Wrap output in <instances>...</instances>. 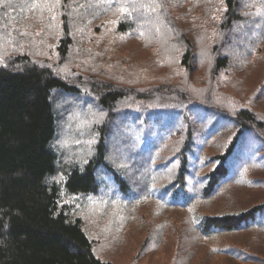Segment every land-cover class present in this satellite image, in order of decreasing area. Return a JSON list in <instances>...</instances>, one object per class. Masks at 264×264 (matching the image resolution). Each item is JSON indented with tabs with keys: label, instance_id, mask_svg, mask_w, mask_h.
Segmentation results:
<instances>
[{
	"label": "trees",
	"instance_id": "obj_1",
	"mask_svg": "<svg viewBox=\"0 0 264 264\" xmlns=\"http://www.w3.org/2000/svg\"><path fill=\"white\" fill-rule=\"evenodd\" d=\"M183 1L156 0L155 12L124 18L116 13L120 0H59L52 12L47 5L29 10L32 0L0 4V264H137L96 255L88 204L132 209L131 220L141 202L167 212L157 236L145 235L154 250L170 240L160 228L177 219L198 247L222 235L264 233V201L236 211L214 204L234 185L255 181L245 175L249 166H264V112L214 94L216 77L239 61L224 50L233 51L237 24L248 27L245 0H223L205 48L187 26ZM160 27L185 74L207 62L211 84L203 92L188 82H133L99 46L109 32L129 59L135 45L158 38ZM48 35L51 51L40 41ZM62 96L65 108L74 100L82 114L74 112L65 138L55 108ZM118 131L120 150L110 141ZM144 223L136 218L131 227Z\"/></svg>",
	"mask_w": 264,
	"mask_h": 264
},
{
	"label": "rangeland",
	"instance_id": "obj_2",
	"mask_svg": "<svg viewBox=\"0 0 264 264\" xmlns=\"http://www.w3.org/2000/svg\"><path fill=\"white\" fill-rule=\"evenodd\" d=\"M183 3L184 9L188 11V18L185 20L189 22L187 26L194 28L192 35L195 34L199 37L200 46L205 48L206 44L216 35L218 27L216 23L223 10V0H184ZM245 4L248 27L245 28L242 24H237L229 37L232 39L233 51L224 50L230 57L238 55L239 61L230 62L229 67L216 77L214 94L220 102L230 106L250 104L264 112V92L261 91V84L264 81V0H245ZM191 18L192 20H190ZM36 32L39 36V32ZM53 32L52 28L51 33ZM108 33L98 37L99 46H106L104 53L111 54L116 59L113 62L114 69L133 79V82L138 79L152 83L188 82L192 88L201 92L211 84L206 61L198 63L191 75L184 73L175 50L164 37H161L165 35L162 27H160L158 38L147 41L144 46L141 45L142 50L135 45L129 54L132 58L129 59H125V56H128L126 50L114 49L109 41L111 38ZM34 38L37 37L34 35ZM162 38L163 41H161ZM250 39L253 41L246 48ZM34 40L37 43V40ZM53 40L54 38L51 39L48 35L46 39L40 41L43 47L48 46L51 51ZM109 44L113 49H107ZM155 49L160 51V57H154ZM46 51L47 49H44L45 53ZM57 96L54 95V97ZM66 98L62 96V100L55 105L57 115L62 121V123L60 122L62 125L60 137L62 138L72 132L69 125L75 121L72 117L74 112H78L77 119L82 116V114L78 116L81 112L79 110L80 103L73 100L72 107L65 108L63 106V100ZM64 102L66 103L65 100ZM120 134L121 132L118 131L110 140L112 147L116 150H120ZM55 144L58 145L59 142L57 141ZM90 150L92 151L91 148ZM245 175L254 178L255 181L251 182L249 179L246 183L234 185L214 204L219 207L228 205L229 210L236 211L263 202L264 166H249ZM61 177L62 175L57 176L56 179L59 180ZM66 201V196H63V202ZM137 206L136 212L139 214L136 218L142 224L145 222L143 227L145 230L142 227L140 229L131 227V222L136 218L131 220L129 217L128 219L127 211L131 213L132 209L106 208L101 204H88L91 210L90 216L87 217L90 222L89 236L93 239L96 255L114 263L134 261L137 264H264V235H262L264 233L253 235L250 232H240L222 235L213 240H204V245L198 247L191 229L180 224L178 219L177 223L165 224L160 228V232H165L166 237L170 240L166 244L165 238L163 241L165 244L156 250L152 248V250L150 244L144 241L145 235L150 230L154 231L152 235L157 236L160 222L168 223L167 212L145 202H141ZM114 213L118 216L111 222L110 215ZM110 224L114 225L113 230ZM108 226H110L109 229ZM148 227L150 228L148 229ZM146 229L148 230L146 231ZM186 236L191 239L188 241ZM182 237L185 238L182 239Z\"/></svg>",
	"mask_w": 264,
	"mask_h": 264
},
{
	"label": "snow or ice",
	"instance_id": "obj_3",
	"mask_svg": "<svg viewBox=\"0 0 264 264\" xmlns=\"http://www.w3.org/2000/svg\"><path fill=\"white\" fill-rule=\"evenodd\" d=\"M8 2L9 0H0V4L7 5ZM104 2L117 5V0H104ZM58 3L59 0H55V2H52V0H32V2L28 5V8L29 10H35L38 7H41V5H47V10L52 12ZM156 6V0H120L118 6L116 7V13L118 14V18H124L126 16L130 17L134 12L138 13L141 9L155 12ZM257 14L259 15V12H257ZM52 18L55 19V16L53 15ZM29 34L30 33L27 31L21 32L22 36Z\"/></svg>",
	"mask_w": 264,
	"mask_h": 264
}]
</instances>
